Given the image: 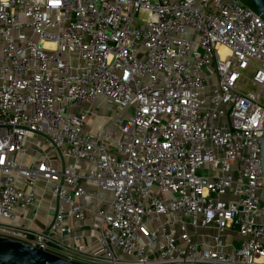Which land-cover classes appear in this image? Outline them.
Instances as JSON below:
<instances>
[{
	"label": "built area",
	"instance_id": "built-area-1",
	"mask_svg": "<svg viewBox=\"0 0 264 264\" xmlns=\"http://www.w3.org/2000/svg\"><path fill=\"white\" fill-rule=\"evenodd\" d=\"M249 66L264 89L241 0H0V237L87 264H264Z\"/></svg>",
	"mask_w": 264,
	"mask_h": 264
},
{
	"label": "water",
	"instance_id": "water-1",
	"mask_svg": "<svg viewBox=\"0 0 264 264\" xmlns=\"http://www.w3.org/2000/svg\"><path fill=\"white\" fill-rule=\"evenodd\" d=\"M256 12L264 19V0H248ZM261 171L264 177V131L261 138ZM58 200L54 216L57 212ZM53 222L44 230L46 234ZM0 264H87L68 260L41 248L29 246L11 239L0 237Z\"/></svg>",
	"mask_w": 264,
	"mask_h": 264
},
{
	"label": "crops",
	"instance_id": "crops-1",
	"mask_svg": "<svg viewBox=\"0 0 264 264\" xmlns=\"http://www.w3.org/2000/svg\"><path fill=\"white\" fill-rule=\"evenodd\" d=\"M88 106H89L88 103H84V105L82 107L87 108ZM95 110L97 111V114L92 115L91 118L89 119V124L85 125V128L87 130L92 131V132L95 130V127H100V125L104 122L102 115H106V114L110 113L109 112L110 109L108 106L96 108ZM91 192H95L94 189H91ZM44 206H46L45 203H43V206H41L42 209L39 210V214H38L39 216L37 218V222L35 223L34 220L31 221L32 226L36 229H40L42 226L46 225L48 222L51 221V218H52L51 215L52 214L48 213ZM26 215H27V217L32 219L33 215H34L33 209L26 211ZM24 223L28 224L29 222L26 220ZM200 238L201 237L199 236L198 239H200Z\"/></svg>",
	"mask_w": 264,
	"mask_h": 264
},
{
	"label": "rangeland",
	"instance_id": "rangeland-1",
	"mask_svg": "<svg viewBox=\"0 0 264 264\" xmlns=\"http://www.w3.org/2000/svg\"><path fill=\"white\" fill-rule=\"evenodd\" d=\"M241 2L245 5H247L248 0H241ZM256 66H257V64H256ZM253 73H254V68L251 66H249L245 69H242L240 71L241 77H240L239 85L241 86L242 91L252 90L255 92H259L260 101L264 105V89H259L258 86L254 85L252 83Z\"/></svg>",
	"mask_w": 264,
	"mask_h": 264
},
{
	"label": "trees",
	"instance_id": "trees-1",
	"mask_svg": "<svg viewBox=\"0 0 264 264\" xmlns=\"http://www.w3.org/2000/svg\"><path fill=\"white\" fill-rule=\"evenodd\" d=\"M247 5L254 8V6L249 1H248Z\"/></svg>",
	"mask_w": 264,
	"mask_h": 264
},
{
	"label": "bare ground",
	"instance_id": "bare-ground-1",
	"mask_svg": "<svg viewBox=\"0 0 264 264\" xmlns=\"http://www.w3.org/2000/svg\"><path fill=\"white\" fill-rule=\"evenodd\" d=\"M220 49H221L222 51H225V50H226L224 46H222Z\"/></svg>",
	"mask_w": 264,
	"mask_h": 264
}]
</instances>
